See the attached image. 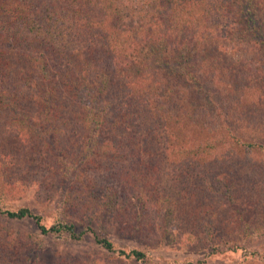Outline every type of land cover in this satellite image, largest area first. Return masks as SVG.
I'll use <instances>...</instances> for the list:
<instances>
[{
  "label": "trees",
  "instance_id": "16d2710c",
  "mask_svg": "<svg viewBox=\"0 0 264 264\" xmlns=\"http://www.w3.org/2000/svg\"><path fill=\"white\" fill-rule=\"evenodd\" d=\"M121 5V0H46L45 3L40 0H0V38L3 40L0 41V61H4V65L8 62L13 65L11 70L6 69L5 78L0 80V109L11 112L20 130L28 132L32 139L39 140L49 161L47 171L45 168L35 178L28 174L26 168L20 169L21 177L15 175L27 186L28 191L36 189L41 195H49H44L47 200L57 195L51 192L52 189L57 191L61 188L57 196L59 205L56 207L70 217L85 219L84 225L88 220L87 231L93 222L98 224L101 220L106 227L111 224L123 226L122 220H131L134 214L124 202L129 204L138 195V201L142 200L141 194L136 195L134 192L137 191L134 179L124 175L121 177L124 169H130L128 160L133 159L139 160L145 171L155 172L153 164L143 161L142 145L140 150L135 148L140 146L144 137L139 136L140 123L156 124L158 132L164 135L162 150L167 152L165 155H174L169 150L173 148L175 140L180 138L179 135L186 132L185 128L179 126L183 122L181 116L187 115V108L181 107L175 116L173 103L169 107L163 105L172 99V95L167 94V87L178 99L182 98L180 102L199 111L208 121L215 113L212 132L215 130V133L242 150L257 148L264 154V139L258 142L249 130L255 124L254 108H249L245 112L246 119L240 121L234 113L229 112L231 104L236 101L226 100L231 96L237 98L236 88L240 82L243 86L250 84V78H255V85L259 86L258 81L264 85V76L256 74L264 71V0H130L128 5L133 16L129 19L118 15V12H123ZM32 8H37V11L34 12ZM126 15L128 17V12ZM178 23L181 28L174 35V27ZM66 32L69 34V43ZM179 33L184 38L177 37ZM124 38L131 43L129 46L138 43L146 49L141 51L146 66L160 64L177 77L169 81L165 73L164 93L167 95L165 97L163 94L164 98L156 104L159 105L158 111L164 108L166 114H159L157 121L148 115L149 108L141 107V95L121 94L115 88L113 74H116L117 69L113 73V66L103 59V55L109 56L119 49L118 43ZM253 42L256 50H252L255 53L251 58L256 59L251 61L249 58L248 65L247 60L242 61L246 57L238 58L235 53L241 47L247 50L246 46ZM9 46L17 47V50L12 51ZM21 59L24 60V66L20 63ZM241 65L244 67L240 68ZM143 67L133 64L126 76L130 79L138 76ZM251 70L256 77L251 76ZM21 74L25 77L30 75V80L19 83L12 81ZM9 82L19 84V87L11 89ZM138 88L140 86L135 87ZM228 90H232L230 96L226 94ZM19 95L26 98L25 106H21ZM241 96L243 94L239 95V100ZM222 103L226 108L223 109ZM68 104L72 105L71 112ZM252 106L257 107L255 104ZM247 116L251 119H247ZM173 124L178 127L173 128ZM78 128L82 129L83 138L76 159L59 166L55 157H72L69 147L73 137L66 136L81 130ZM206 128L207 133L201 134L202 137L211 134V126L207 127L206 124ZM202 137L198 138L197 146L208 153L213 152L212 142L208 145ZM155 154L152 153L153 156ZM175 159L171 160L176 162ZM74 161L76 165L83 163L87 168L95 167L99 171L96 174L98 181L90 173L84 177L83 184L74 185L71 173L78 167L73 164ZM104 163L105 167L111 163L109 168L112 171L99 175ZM42 166L45 167V164ZM49 167L54 168V171L47 173ZM252 170L247 173L243 171L242 175L246 174V177L241 185L249 186L252 191L259 193L260 197L255 200L263 204L260 208L262 211L258 213L264 214V193L257 184V171ZM56 178L57 188H52ZM170 191L162 197L146 192L150 202L144 205L155 206L156 215L165 216L163 220L170 218L167 214L169 211L172 213L175 210L189 220L193 216L197 220L195 217L202 215L195 207L193 198H189L187 204L181 203L178 193ZM233 197L232 193L231 217L241 219L243 216L239 213V203ZM0 213L11 219L31 218L43 234L64 231L70 239H81L82 232L77 233L73 223L62 221L47 227L28 207L12 210L0 204ZM192 223L196 225V222ZM245 230L247 232V227ZM222 236L219 232V239H223ZM94 238L107 251H117L120 255L132 256L136 260L147 256L138 249L129 252L118 249L111 240L100 238L97 234H94ZM225 242L229 240L225 238ZM259 259L262 260L261 257ZM78 263L99 262L90 256Z\"/></svg>",
  "mask_w": 264,
  "mask_h": 264
},
{
  "label": "rangeland",
  "instance_id": "374dc122",
  "mask_svg": "<svg viewBox=\"0 0 264 264\" xmlns=\"http://www.w3.org/2000/svg\"><path fill=\"white\" fill-rule=\"evenodd\" d=\"M41 1L45 3L46 0ZM121 2L123 12H120V14L118 12V15H122L124 19L131 18L133 14H131L128 5L130 0H128L127 5L126 0H121ZM37 8H39V5ZM37 8L32 9L35 12ZM180 28L178 23L174 27V35ZM181 34L179 33L176 36L184 38ZM65 35L69 43V34L66 32ZM0 41L3 40L0 38ZM130 44L124 38L118 43L120 45L119 49L111 52L110 57L103 55V59L113 66V68L111 67L113 73L117 69L116 74H113L115 76V88H118L121 94L141 95V107L149 108L148 115L152 116L154 120L156 119L155 121L160 118L159 114H166L164 108L158 111L159 105L156 104L164 98L163 94H165V97L167 94L172 95L170 102L163 105L169 107L173 103L175 116L179 114L181 107L187 108V115L181 116L184 123L182 122L179 126L185 128L186 132L180 134V138L178 137L176 140L172 138L175 140V144L172 145L173 148L169 152L174 155H165L167 152L165 149L162 150L164 148V135L158 132L159 127L156 124L140 123L139 136L144 137L140 146L138 145L135 148L140 150L142 145L143 161L146 160L148 163L153 164L155 172L152 170L145 171L143 166L140 165V161L133 159L134 161L128 160L127 165L130 169H124L121 177L124 175L134 179L137 190L134 192H136V195L141 194L142 200L139 199L138 201V195L136 200L132 199L129 204L124 202V205H129L132 208L134 214L131 220L121 221L124 223L123 226L122 224H111L106 227L103 225V220L98 224L92 221L90 230L87 231L88 220L84 225L85 219L70 217L61 213L60 208L56 207L59 205L57 196L61 188H58L57 191L52 189L51 192L57 195H53L51 199L47 200L44 196L46 194L41 195L36 189L28 191L27 186L17 179L16 175L21 177L20 169L24 168L27 169L32 178L43 173L49 162L45 156L47 152L43 151L38 139H32L28 132L20 130L21 127L12 119L11 112L0 109V204H3L4 208L12 210L28 207L41 218V223L47 227L52 224L58 225L63 221V223H73L77 233L82 232L80 234L81 239L77 241L70 239L64 231L43 234L35 220L31 218L11 219L0 213V264H79L78 262L81 259L90 256L96 258L98 264H264V214L258 213L262 211L260 208L263 203L257 202V199L255 200V198L260 197L258 192L252 191L249 186L241 185L246 177V174L245 176L242 175L243 171L247 173L255 169L254 171H257L258 176L257 184L260 191L264 193V154L257 148H252L250 151L242 150L231 144L226 138H222V135L215 133V130H213V133L215 113L208 121L199 111H195L184 102H180L182 98L180 100L173 95L171 89H168L169 87H167L168 93H164L166 87L165 73L166 79L169 81L177 77L165 70L160 64V66H146L144 59L141 58L143 57L141 51L146 49L138 43H135L133 47L129 46ZM253 44L254 42L250 46H246L247 50L241 47L235 53L238 58L246 57L242 61L247 60L248 65L250 60L256 59L255 57L251 58V55L255 53L252 50H256ZM58 45L62 46L61 44ZM9 48L12 51L17 50V47L9 46ZM130 54L132 55L129 56ZM249 58L251 59L249 60ZM20 63L23 66L25 64L23 59L20 60ZM135 63L140 67H144L139 71L138 76L130 79L126 74ZM242 67L244 66L241 65L240 68ZM12 68L13 65L9 62L4 65V61L1 60L0 80L5 78V71ZM250 74L252 77H256V74L263 77L264 71L255 74L251 70ZM30 78V75L25 77L21 74V76H15L12 81L19 83L23 80H30ZM254 79L250 78V84L244 86L240 82V86L236 88L237 93H235L238 97L231 96L226 100L236 101L231 104L232 108L229 112L234 113L240 121L246 119L244 118L246 116L245 112L249 108H254L253 121L255 124L249 130L253 138L261 142L264 139V85L260 81H258L259 86L255 85ZM9 84L11 89L19 87V84L11 82ZM137 86H140V88L135 89ZM231 91L228 90L226 94L230 96ZM241 94L243 96L239 100ZM19 99L21 106H25L27 103L26 98L19 95ZM238 104L240 105L238 106ZM253 104L257 107L252 106ZM224 108H226L225 104L223 105ZM68 109L71 112L72 105L68 104ZM247 119L251 118L247 116ZM206 124L207 127L211 126V134L202 137L201 134L207 133ZM172 126L173 128L178 127L177 124ZM204 128L205 132L203 131ZM229 129L232 130V128ZM158 133L160 134L158 135ZM69 137H73L69 147L72 157L61 156L58 158L56 156L57 160L55 162L58 161L59 166L76 159L77 151L80 150L81 137L83 138L82 129L66 136V138ZM199 137H202L204 143L208 145L212 142L214 145L213 152L208 153L197 146L196 142L199 141ZM63 138L64 135L61 138L62 141ZM184 141H186V144ZM152 153H156L155 156ZM174 158H176V162L171 160ZM107 160H105V163ZM150 160L154 162H149ZM76 163L74 161L73 164L78 167L71 173L74 177V185L83 184L84 177L90 173L98 181L96 174L99 171L95 167L91 169L83 163H80V165H76ZM105 163L103 164L104 169H100L101 173L99 175L109 173L108 170L112 171L109 168L112 162L108 163V166L106 164V167ZM44 164L45 167L42 166ZM259 164L263 167L260 168ZM155 165L158 166L159 171L156 170ZM52 166L56 167V165ZM119 166L120 164L117 165V167ZM53 171L54 168L49 167L47 173ZM57 181L56 178L54 185L53 181L51 182L52 188H57ZM228 187L231 189H228ZM170 190L178 193L180 196L179 202L181 203L187 204L189 198H193L195 207L202 212V215L195 217L197 220L194 219L193 215H190V217L193 216V219L189 220L182 213L175 210L172 213L169 211L167 214L170 218L163 220L165 216L161 214L158 217L156 215L158 214L157 211L154 210L155 206L144 205L150 202L146 192L156 197L158 195L162 197L166 193H171ZM47 191L49 192V190ZM179 192H182V194H179ZM232 193L234 195L233 200L239 203V205L237 204L240 210L239 213L243 216L241 219L231 217L233 205L231 204L230 195ZM168 202L170 203V201ZM172 202L175 203L174 200ZM163 208L166 211V207L163 206ZM111 221L116 222L118 220ZM192 222H196V225H193ZM219 232L223 234V239H219ZM94 234H97L100 238L111 240L118 249L126 252L131 249H138L147 256L142 260H136L132 256L120 255L117 251H107L96 243ZM225 238L229 242H225ZM52 250L55 251L52 252ZM260 257L262 260L259 259Z\"/></svg>",
  "mask_w": 264,
  "mask_h": 264
}]
</instances>
